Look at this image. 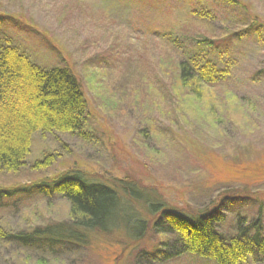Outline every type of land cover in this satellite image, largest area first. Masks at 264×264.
<instances>
[{
    "label": "rangeland",
    "instance_id": "rangeland-1",
    "mask_svg": "<svg viewBox=\"0 0 264 264\" xmlns=\"http://www.w3.org/2000/svg\"><path fill=\"white\" fill-rule=\"evenodd\" d=\"M240 1L243 8L222 0H0V39L41 68H69L89 109L80 133H36L23 168L0 171V187L80 170L139 192H124L125 217L151 221L148 203L211 209L225 214L226 237L240 217L262 213L264 223V0ZM182 60L229 73L196 93L181 84ZM47 158L52 164L36 169ZM16 194L0 208L8 233L70 222L66 199L33 188ZM128 234L116 224L61 255L0 245V264H213L190 256L159 263L171 237L153 229L125 253Z\"/></svg>",
    "mask_w": 264,
    "mask_h": 264
},
{
    "label": "trees",
    "instance_id": "trees-1",
    "mask_svg": "<svg viewBox=\"0 0 264 264\" xmlns=\"http://www.w3.org/2000/svg\"><path fill=\"white\" fill-rule=\"evenodd\" d=\"M222 1L243 8L240 0ZM198 16L211 19L210 14ZM5 22L0 17V26ZM9 40L0 39V171L17 173L24 166L36 133H80L89 109L82 85L69 68H41ZM227 73L219 72L210 62L182 60L180 63L181 84L196 93L203 83L217 82ZM52 162L47 158L38 163L36 169H46ZM31 188L48 198L60 196L69 201L70 222L31 233L11 234L0 228V245H14L21 250L40 248L44 255H61L88 247L93 233H108L116 224H124L131 240L125 246V253L134 249L132 247L142 241L141 236L151 229L171 237L156 253L159 263L185 256L213 264L264 263L262 213L252 221L240 217L236 233L229 237L219 231L227 223L225 214L211 209L195 213L148 203L151 221L125 217L120 209L122 199L126 194L138 197L139 192L133 186L124 187L123 183L119 191L116 186L94 182L80 170L68 171L29 188L0 187V208L5 207L15 193L30 192ZM42 264H47L46 260Z\"/></svg>",
    "mask_w": 264,
    "mask_h": 264
}]
</instances>
